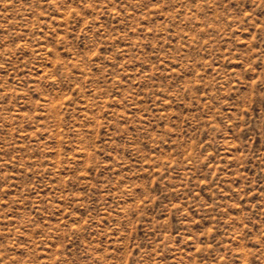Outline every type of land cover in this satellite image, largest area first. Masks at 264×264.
I'll use <instances>...</instances> for the list:
<instances>
[{
	"label": "rangeland",
	"instance_id": "obj_1",
	"mask_svg": "<svg viewBox=\"0 0 264 264\" xmlns=\"http://www.w3.org/2000/svg\"><path fill=\"white\" fill-rule=\"evenodd\" d=\"M0 264H264V0H0Z\"/></svg>",
	"mask_w": 264,
	"mask_h": 264
}]
</instances>
